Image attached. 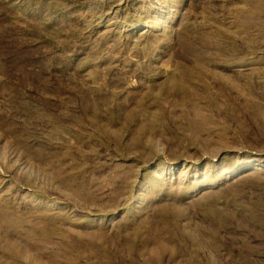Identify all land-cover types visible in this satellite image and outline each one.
Masks as SVG:
<instances>
[{
  "label": "rangeland",
  "instance_id": "obj_1",
  "mask_svg": "<svg viewBox=\"0 0 264 264\" xmlns=\"http://www.w3.org/2000/svg\"><path fill=\"white\" fill-rule=\"evenodd\" d=\"M0 264H264V0H0Z\"/></svg>",
  "mask_w": 264,
  "mask_h": 264
}]
</instances>
